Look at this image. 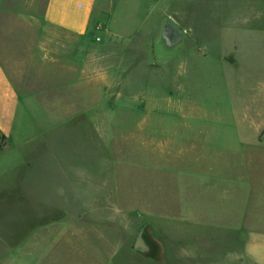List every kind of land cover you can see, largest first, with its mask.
Masks as SVG:
<instances>
[{"label":"rangeland","instance_id":"1","mask_svg":"<svg viewBox=\"0 0 264 264\" xmlns=\"http://www.w3.org/2000/svg\"><path fill=\"white\" fill-rule=\"evenodd\" d=\"M30 1L0 0L4 64L35 95L23 100L0 156V264L43 261L28 258L32 252H68L78 264H241L236 250L227 259L182 260L170 248L159 259L132 248L145 220L171 239V176L158 170L186 173L218 166L191 158H236L235 72L220 57L233 53L236 29L252 27L246 18L257 12L264 26V0H96L92 18L103 14L86 38L104 44L108 26L125 36L114 73L126 89L84 96L92 104L82 114L73 66L60 81L68 62L58 52L44 76L39 45L58 36L42 22L46 0ZM166 18L183 30L185 47L158 58L153 45ZM145 233L159 248L146 226Z\"/></svg>","mask_w":264,"mask_h":264},{"label":"crops","instance_id":"2","mask_svg":"<svg viewBox=\"0 0 264 264\" xmlns=\"http://www.w3.org/2000/svg\"><path fill=\"white\" fill-rule=\"evenodd\" d=\"M95 2L96 0H46L42 15L45 27L58 36V43L39 45L45 63L44 76H51L49 63L55 59L53 53L58 52L60 59L68 62V65L66 63L60 70V81L67 82L63 75L70 74L72 70L70 66H73L74 78L71 81L74 84L71 90L74 98L82 104L79 105L80 114L85 107L92 104L84 103V96L96 97L100 93L108 96L113 92L120 95L126 89L114 73V67H122L124 64V59L121 57L118 60L116 54L125 52L126 45L123 44L125 36L110 30L108 26L109 31L104 33L105 39H108L104 44L97 45L86 38L90 30H94V25L100 21L98 13L103 14L102 9H99L97 16L92 18ZM262 19L263 16L257 12L246 18L247 23L251 21L252 27L236 29L233 53L220 57V62L224 66L233 67L235 72V114L238 118L236 158H191L195 161L201 160L203 164L210 162L218 166L209 164L204 170L186 173L158 170L156 175L171 176L169 187L171 239L162 238L156 224L143 220L144 230L146 226V229L156 235L158 244H161L159 248L155 244L156 252L152 256L141 253L148 258L164 257L168 255L170 248L173 258L182 260L212 257L227 259L228 252L236 250L239 251L236 258L240 259L241 264L246 258L251 264H264V26H260ZM109 20L110 16L107 17L108 24ZM111 37L121 40L116 43ZM101 41L100 38L96 43ZM184 47L185 43L171 56ZM1 52L0 37V156L4 157L8 153L9 142L14 135L23 100L26 98L33 100L35 95L12 79ZM51 80L48 78L49 83ZM45 81L47 82L46 79ZM77 108L78 105L73 113H76ZM26 122L24 131L29 127L28 119ZM158 187V190H161L162 185ZM185 189L187 202L183 203L181 195ZM181 244L186 245V251H180ZM29 255L30 259L43 260L35 261L33 264H46L50 259L53 260V264H78L77 256L68 252L59 254L32 252ZM167 255L166 257H169Z\"/></svg>","mask_w":264,"mask_h":264},{"label":"water","instance_id":"3","mask_svg":"<svg viewBox=\"0 0 264 264\" xmlns=\"http://www.w3.org/2000/svg\"><path fill=\"white\" fill-rule=\"evenodd\" d=\"M168 20V18H166ZM167 22L172 23L175 26V35H178L180 37L177 38V40L175 41V43L173 45H170V36H165L164 38H161V32H160V36L158 38V40L154 43L153 48H154V52L157 49V46L159 45V52H155V56L158 58H163L166 55H172L175 52H177V50L180 48V46L183 44V39H184V32L181 28H179L178 26H176L170 19L169 21H165V19L162 22V26H161V31H162V27L163 24ZM229 60V58H228ZM134 251L140 252L146 256H151L153 254H155L156 252V248L154 249L152 242L149 240L148 236L145 233L144 228L142 227L139 231V233L137 234L135 241L133 243V248Z\"/></svg>","mask_w":264,"mask_h":264},{"label":"flooded vegetation","instance_id":"4","mask_svg":"<svg viewBox=\"0 0 264 264\" xmlns=\"http://www.w3.org/2000/svg\"><path fill=\"white\" fill-rule=\"evenodd\" d=\"M162 31H161V38H164L165 36H170L171 40H170V45H173L175 43V41L177 40L178 35H175V26L170 23V22H165L163 24V27H162ZM160 48H159V45L157 46V49L155 52H159Z\"/></svg>","mask_w":264,"mask_h":264},{"label":"built area","instance_id":"5","mask_svg":"<svg viewBox=\"0 0 264 264\" xmlns=\"http://www.w3.org/2000/svg\"><path fill=\"white\" fill-rule=\"evenodd\" d=\"M96 30H97V31H100V30H101V26H99V25L96 26ZM99 39H100L99 37L96 38L97 41H98Z\"/></svg>","mask_w":264,"mask_h":264},{"label":"trees","instance_id":"6","mask_svg":"<svg viewBox=\"0 0 264 264\" xmlns=\"http://www.w3.org/2000/svg\"><path fill=\"white\" fill-rule=\"evenodd\" d=\"M165 21H169V19L167 20V19H165ZM184 36H185V34H184ZM152 245H153V247H154V249L156 248V246H155V244L154 243H152ZM152 256V255H151Z\"/></svg>","mask_w":264,"mask_h":264}]
</instances>
